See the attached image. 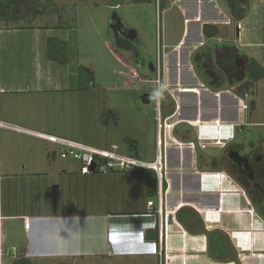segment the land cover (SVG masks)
I'll list each match as a JSON object with an SVG mask.
<instances>
[{
    "label": "crops",
    "instance_id": "1",
    "mask_svg": "<svg viewBox=\"0 0 264 264\" xmlns=\"http://www.w3.org/2000/svg\"><path fill=\"white\" fill-rule=\"evenodd\" d=\"M23 1L0 0L2 251L24 258L29 264L34 257L57 258L61 264H235L214 254L210 233L213 222H225L234 213L236 217H252L254 250L250 264H264V216L247 197L246 185L231 180L224 169L230 167L223 163L229 160L227 153L241 133H245L242 130L259 124L246 115L245 106L250 99L245 94L251 87L240 93L236 83L247 81L250 59L264 66L259 56L264 48V0H249L250 7L239 22L232 15L228 0H169L170 6L165 5L166 10L178 7L183 21L187 15L191 19L182 27L189 37L187 44L167 41L160 55L162 97L168 110L164 119L169 133L168 152L175 153L182 163L173 165L168 154L162 216L146 211L151 198L149 189L130 173L83 174L80 168L70 171L54 167L52 163L58 162L56 150L53 159H49V150L46 153L41 148L39 152V140L55 143L44 135L63 137L36 124L35 108L43 106L49 94L61 91L82 96L86 88L95 85H84L77 23L69 28L63 23L68 5L75 2L60 1L62 10L58 12L53 5L58 0ZM51 9H55L54 13ZM55 14L62 17L58 25L51 23ZM205 24L215 26L217 33L207 36ZM115 31L117 36H125L124 41L117 38L124 51L130 45L127 41L138 36L136 30L129 34L115 26ZM53 38L65 43L59 50L62 61L49 54L48 42ZM104 46L124 67V84L140 88L143 83L131 74L135 67L129 63L128 55L116 49L112 39H106ZM136 53L137 63L143 65L137 49ZM178 61L182 65H175ZM205 72L207 77L201 75ZM126 139L124 152L117 142L104 141L103 146L97 147L117 145L120 153L141 158L139 140L129 136ZM248 142L255 145L253 149L259 144L251 139ZM21 150L31 152L23 164L21 160L15 162L20 157L16 151ZM257 151L264 160V147ZM218 166L224 170H217ZM56 170L58 181L52 182L49 176ZM43 175L46 177L42 182L38 176ZM247 191L250 194L251 190ZM244 201L248 203L247 210L242 207ZM230 206L235 210H229ZM185 208L192 212H184ZM25 216L31 218L29 230L24 225ZM16 221L23 237L10 242L9 227L15 226ZM243 230L248 231L245 225ZM239 250L240 257H245Z\"/></svg>",
    "mask_w": 264,
    "mask_h": 264
},
{
    "label": "rangeland",
    "instance_id": "2",
    "mask_svg": "<svg viewBox=\"0 0 264 264\" xmlns=\"http://www.w3.org/2000/svg\"><path fill=\"white\" fill-rule=\"evenodd\" d=\"M60 1L62 2L63 0H58L57 3L53 4L58 12L62 10L58 6ZM71 1L75 2V5H68V13L63 18V23L68 28L72 24L77 23L80 29L79 41L82 52H80V62L84 65L85 70L84 85L87 87L88 83H94L95 86H92L89 90L86 88L82 96L78 92L79 96L73 92L61 93V91L49 94L48 101H45L40 108H35V117L33 119H35L36 124H42V126L54 131L57 135L72 141L96 146H103L102 142L104 141L117 142L121 145L122 152H124L126 147L127 136L138 139L140 157L150 161L154 160L158 149L157 134L159 129V124L155 117V90L152 85L146 83H143L140 88L124 84L126 77L121 72H125V69L109 51H106L104 41L112 39L116 49L128 55L127 49L124 51L117 39L120 37L124 41L125 36L123 33H119L120 35L117 36L118 33L115 31V26L129 34H132L135 30L138 31V36L134 40L127 41L130 43V51L136 56L137 49L138 55L144 59V64L138 69L139 73L147 77L151 75L154 78L157 73L152 70V66L158 63V60L161 61L160 55L163 44L167 43V41L169 43L179 41V44H187L189 37L185 36L182 27L188 24V22L186 24L185 22L191 19L188 18L190 16L187 15L186 20L183 21L182 15L177 9L178 7L166 10V7L170 6V3H167L169 0H142L141 2L134 0ZM5 2H9V0H5ZM21 2L24 3L23 0ZM66 2L68 1L66 0ZM116 3H119V6H115ZM55 9H51L50 11L54 13ZM193 17L199 18L200 16L195 15ZM61 19V15L55 14L51 23L58 25ZM259 56L264 61V48H262V53ZM176 64L178 66L182 65L179 61ZM244 66L247 68L248 63L246 62ZM195 69L199 70L198 67ZM86 70L91 72H86ZM246 72L247 76L248 71ZM201 75L207 77L208 73L206 75L205 72ZM201 75H199L200 79H202ZM88 76H91L89 78L92 80H89ZM236 85L240 86L241 82L239 84L236 83ZM71 87H73V84ZM249 90V94H245V98L250 99V101L246 102V115H249L250 119L257 120L259 124L258 126L247 127L242 130H245V133H241V138H238V142L227 153L229 160L226 159V162L223 163L225 165L228 164L230 167L228 170L224 169L231 180L238 183L241 181L244 183L243 185H246L245 192L247 193V197H250L249 199L253 203L255 210L258 207L259 212H261L260 215L264 216V205L261 206V204H264V160L263 158L260 159V152L257 151L259 147H264L263 81L256 85L253 83ZM146 93L151 94V101L149 103L143 102V96ZM48 96L46 95V98ZM161 99L163 101L162 96ZM116 117L117 121L114 120ZM164 119L165 115H163V124L166 122ZM168 135V128H165L163 125V147L165 149L166 160L168 162L169 154L173 165H181V159L175 153L171 154L168 152V143L166 141ZM249 139L256 143L258 141L259 144L255 149H253L255 145L248 142ZM52 144L49 141L39 140L37 146L38 148L40 147L39 152L41 148L45 152L47 150L50 152L57 151L58 162L52 163L54 167H66L70 171L81 169L80 160L74 157H61L59 155V145L57 143ZM195 144H198L197 141H195ZM241 144H245V148L242 149ZM3 148L4 161H6L7 144L5 140ZM16 152H19L20 157H17L15 162L21 160L22 164L26 163L29 159L28 157H30L29 155H31L29 150L27 152L24 150ZM235 154L236 157L233 159L231 156ZM255 164L256 166L258 164L261 166L254 168ZM215 165L214 163L213 166L216 167ZM216 169L220 171L224 170L219 166ZM57 171H52L51 176L48 175L52 182L58 181L55 175ZM45 177L46 175L38 176L42 182ZM247 189L251 190L250 194H248L249 190L247 191ZM155 196L156 194L151 197ZM247 206L248 203L244 201L242 207L247 210ZM232 208L235 210L232 206H230L229 210H232ZM184 212H192V210L185 208ZM236 216L234 213H230L228 220H225V222L218 223V220L211 225V233L214 235L216 231H219L223 237V239L221 238L223 241L222 245H216L218 251H214V249L213 251L215 255H221L222 260L234 262L235 264H250L252 262L250 257L253 255L254 250L252 243V224L254 223L252 217ZM244 225L248 231L243 230ZM19 226H21L19 221H16L15 226L9 227L8 238L10 242L22 240L23 235ZM216 241V239H213V242ZM239 248L243 250L241 254L245 253V257H240ZM262 253H264V250ZM225 254L226 256H224ZM17 258L7 255L0 248V264H13ZM32 264L61 263L57 258L34 257Z\"/></svg>",
    "mask_w": 264,
    "mask_h": 264
},
{
    "label": "built area",
    "instance_id": "3",
    "mask_svg": "<svg viewBox=\"0 0 264 264\" xmlns=\"http://www.w3.org/2000/svg\"><path fill=\"white\" fill-rule=\"evenodd\" d=\"M119 6V4H116ZM160 57V56H159ZM157 75L153 79L141 78L139 73L131 70L134 78L141 79L142 83L150 84L155 90V103H156V120L158 121V134H157V154L154 160H145L134 155L122 154L118 151V146L113 145L111 148H102L94 145L76 142L69 139L59 138L44 135L47 139L59 145V155L63 158L74 157L81 162V172L83 174H91L97 172L102 175L120 171L125 173H133L134 171L144 168L151 169L157 173L158 176V191L155 197L147 200L148 213L157 212L161 216L163 214L165 204L164 183H168L167 179V164L166 156L163 148V114L161 107L162 96V73L160 70V60L157 63ZM54 152L49 153V159H53ZM24 225L27 230L31 226V218L24 217Z\"/></svg>",
    "mask_w": 264,
    "mask_h": 264
},
{
    "label": "trees",
    "instance_id": "4",
    "mask_svg": "<svg viewBox=\"0 0 264 264\" xmlns=\"http://www.w3.org/2000/svg\"><path fill=\"white\" fill-rule=\"evenodd\" d=\"M229 5L231 7V13L236 21H240L241 19L244 18L248 8L250 7V2L249 0H228ZM204 32L207 36H212L217 33V28L213 25L210 24H205L204 26ZM65 47V43L57 40L56 38H53L52 40L50 39L48 42V49H49V54L50 56L62 61V53L59 51L61 48ZM59 53V54H57ZM264 79V66L257 61L256 59L252 58L249 60V70H248V77L247 81L243 82L239 88L238 91L245 92L248 90L251 85L254 82L260 81ZM89 87V85H88ZM162 114L167 115L168 110L164 102H162ZM135 179L139 180L140 182H143L149 189V193L151 196L157 194L158 191V176L157 173L154 170L151 169H144L140 168L133 173H130ZM164 188H167V183H164ZM211 233V232H210ZM222 234L218 231L211 233L212 237V249L214 251L217 250V244L223 243L221 240ZM213 239H216V242H213ZM215 243V245H214ZM214 246V248H213ZM226 253V251H225ZM218 255V254H217ZM226 256V254L224 255ZM221 258V257H220ZM226 258V257H225ZM224 260V259H223ZM13 264H29L27 260L24 258L22 259H16L14 260Z\"/></svg>",
    "mask_w": 264,
    "mask_h": 264
},
{
    "label": "flooded vegetation",
    "instance_id": "5",
    "mask_svg": "<svg viewBox=\"0 0 264 264\" xmlns=\"http://www.w3.org/2000/svg\"><path fill=\"white\" fill-rule=\"evenodd\" d=\"M130 47L128 46L127 47V52H128V61H129V63L130 64H132L134 67H135V70L139 73V71H138V69L141 67V65L140 64H138L137 63V60H136V56L133 54V52L132 51H130ZM135 63H137V65H135ZM152 70L153 71H155V72H157V63L155 64V65H153L152 66ZM160 70H161V73H162V61H160ZM139 75L141 76V78H144V79H153V78H149L150 76H143V75H141L140 73H139ZM147 77V78H146ZM150 85V84H149ZM150 96H151V94H150ZM162 102L163 101H161V107H162ZM236 157V156H235ZM234 157V158H235ZM233 158V159H234ZM258 166H261L260 164H258L257 166H256V164H255V166H254V168L255 167H258ZM257 173V172H256Z\"/></svg>",
    "mask_w": 264,
    "mask_h": 264
},
{
    "label": "water",
    "instance_id": "6",
    "mask_svg": "<svg viewBox=\"0 0 264 264\" xmlns=\"http://www.w3.org/2000/svg\"><path fill=\"white\" fill-rule=\"evenodd\" d=\"M150 99H151L150 93L144 94V96H143V102L144 103H149Z\"/></svg>",
    "mask_w": 264,
    "mask_h": 264
}]
</instances>
